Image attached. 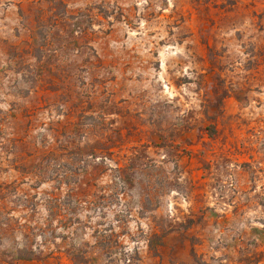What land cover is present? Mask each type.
I'll list each match as a JSON object with an SVG mask.
<instances>
[{"label":"rangeland","instance_id":"obj_1","mask_svg":"<svg viewBox=\"0 0 264 264\" xmlns=\"http://www.w3.org/2000/svg\"><path fill=\"white\" fill-rule=\"evenodd\" d=\"M0 264H264V0H0Z\"/></svg>","mask_w":264,"mask_h":264},{"label":"trees","instance_id":"obj_2","mask_svg":"<svg viewBox=\"0 0 264 264\" xmlns=\"http://www.w3.org/2000/svg\"><path fill=\"white\" fill-rule=\"evenodd\" d=\"M25 260V259H24ZM27 260H29V259H27Z\"/></svg>","mask_w":264,"mask_h":264}]
</instances>
